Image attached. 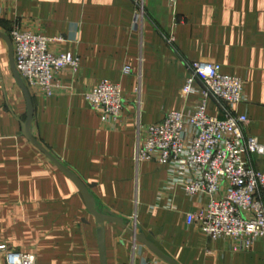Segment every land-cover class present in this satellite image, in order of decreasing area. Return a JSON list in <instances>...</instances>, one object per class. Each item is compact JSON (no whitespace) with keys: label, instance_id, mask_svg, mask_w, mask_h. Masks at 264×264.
Returning <instances> with one entry per match:
<instances>
[{"label":"crops","instance_id":"obj_1","mask_svg":"<svg viewBox=\"0 0 264 264\" xmlns=\"http://www.w3.org/2000/svg\"><path fill=\"white\" fill-rule=\"evenodd\" d=\"M141 1L143 13L136 0L0 2V34L18 27L55 40L51 52L80 58L77 71L59 74L53 97L26 86L31 134L81 180L98 210L124 225L101 226L74 182L27 138L28 102L0 37V243L35 255L37 264H102L103 228L107 264H169L131 230L178 264H264L263 242L234 252L232 242L187 225L200 204L169 184L168 164L136 162L143 128L199 101L182 98L191 62H215L243 80L245 101L235 112L250 122L246 136L264 146V0ZM104 80L120 85L126 101L116 127L84 97ZM208 115L224 117L215 99ZM244 160L264 173V155Z\"/></svg>","mask_w":264,"mask_h":264},{"label":"built area","instance_id":"obj_2","mask_svg":"<svg viewBox=\"0 0 264 264\" xmlns=\"http://www.w3.org/2000/svg\"><path fill=\"white\" fill-rule=\"evenodd\" d=\"M136 5L143 13V2L136 0ZM9 37L26 86L43 91L48 98L56 94L55 81L62 71L80 68L81 60L74 54L50 51L55 40L18 27ZM187 69L182 98L187 102L197 95L199 101L186 111L168 112L160 124L143 128L136 162L168 164L169 184L198 199L200 207L187 215L188 226L197 227L206 239L232 242L234 252L251 251L256 243L264 244V173L250 167L244 154L264 155V146L246 136L250 122L235 112L245 101L244 82L224 75L222 67L211 61L191 62ZM131 72L129 66L124 69V74ZM84 97L105 124H119L126 103L120 85L104 80ZM210 99L222 106L223 118L208 115ZM0 262L37 264L35 255L14 251L4 243H0Z\"/></svg>","mask_w":264,"mask_h":264},{"label":"water","instance_id":"obj_3","mask_svg":"<svg viewBox=\"0 0 264 264\" xmlns=\"http://www.w3.org/2000/svg\"><path fill=\"white\" fill-rule=\"evenodd\" d=\"M0 37L6 39L9 42L10 45V54H11V60H12V66H13V71L16 75V78L19 82V85L21 86V88L23 89L27 102H28V118L26 120V122L24 123V132L27 136L28 139L31 140V142L37 147L39 148L44 154H46L73 182L74 184L78 187L79 191L81 192L86 205L89 209V211L91 212V214H93L95 216V218L97 219V222L103 226L104 223L108 222V223H115L118 224L119 226L123 227V219L114 216L113 214H111L110 212H106V211H101L98 210L96 208L95 205V201L93 196L89 193V191L87 190L86 186L81 182V180H79V178L73 174L70 170H68L66 167H64L62 164H60L58 161H56L48 152H46V150L33 138L32 134H31V130H30V126L32 123V119H33V115H34V108L32 105V99L31 96L28 92V89L25 85V83L23 82L17 68L15 65V60H14V50H13V45H12V41L10 39V37H7L3 34H0ZM130 234H133L136 236L137 240H139L141 243L145 244L150 250H152L154 253H156L158 256H160L161 258H163L164 260H166L169 264H178L176 263L174 260H172L171 258H168L167 256H165L162 252H160L157 248L154 247V245H152L146 238L145 235H137L135 234L133 231H129ZM99 239H100V249H101V257H102V264H107L106 262V248H105V234H104V229L101 228L99 230Z\"/></svg>","mask_w":264,"mask_h":264}]
</instances>
